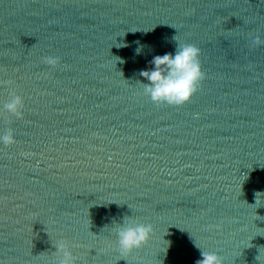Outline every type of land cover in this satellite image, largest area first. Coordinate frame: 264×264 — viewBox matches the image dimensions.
<instances>
[{
    "label": "water",
    "instance_id": "water-1",
    "mask_svg": "<svg viewBox=\"0 0 264 264\" xmlns=\"http://www.w3.org/2000/svg\"><path fill=\"white\" fill-rule=\"evenodd\" d=\"M205 79L156 104L178 42ZM264 0H0V264H264ZM59 57L56 67L44 57ZM123 73V74H122ZM12 92L22 118L4 110ZM125 217L151 224L119 251ZM197 245L201 248H198Z\"/></svg>",
    "mask_w": 264,
    "mask_h": 264
},
{
    "label": "clouds",
    "instance_id": "clouds-1",
    "mask_svg": "<svg viewBox=\"0 0 264 264\" xmlns=\"http://www.w3.org/2000/svg\"><path fill=\"white\" fill-rule=\"evenodd\" d=\"M252 44L253 46H260L264 44V41L256 37ZM200 55L201 50L196 45L179 42L174 54L156 55L150 62L154 68L140 72V75L149 81V83H143L145 94L150 96L156 104L183 106L190 102L200 90L202 81L205 79ZM44 62L56 67L60 64V59L59 57L47 56L44 57ZM23 108V97L12 92L4 105L5 112L22 118ZM0 141L6 146L15 144L14 129L8 128L5 134L0 136ZM152 234L153 226L151 224L134 223L131 221V217H125L116 228L119 251L122 255L132 253L146 245ZM55 247L58 256L57 264H75L76 257L67 241H61ZM197 247L200 248L198 245ZM201 256L202 259L197 260L195 264H223L222 258L216 253L202 250Z\"/></svg>",
    "mask_w": 264,
    "mask_h": 264
}]
</instances>
